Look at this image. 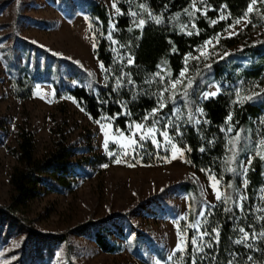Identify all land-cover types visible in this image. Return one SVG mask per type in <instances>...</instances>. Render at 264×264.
<instances>
[{
	"label": "trees",
	"instance_id": "1",
	"mask_svg": "<svg viewBox=\"0 0 264 264\" xmlns=\"http://www.w3.org/2000/svg\"><path fill=\"white\" fill-rule=\"evenodd\" d=\"M47 1L57 5L69 19L80 10L89 14L93 20H98L101 34L97 54L108 70V80L100 83L68 61L65 71L60 62L56 63L57 69L53 71L51 61L45 59L40 62L38 54L32 55L31 52L34 53L37 48L35 43L18 35L13 38L12 46L21 44V48L26 51V59L23 66L18 65L13 71L12 66L17 58L11 57L10 46L2 45L12 34L7 33L0 36V53L11 75L15 95L21 100L29 99L36 83H49L57 95L69 93L94 119L108 116L113 119L115 127L124 132H128L130 124L143 120L149 112L158 108L160 103L164 104L163 113L170 116L174 107L180 105L185 121L182 134L174 133L177 143L189 147V156L196 167L212 168L218 176L223 174V166L229 171L224 188L225 203L210 207V231H218V243L211 250L213 253L205 264H231L239 256L248 258L251 249L237 243L245 215L234 201L241 177V162L256 149L253 143L256 125L253 120L264 115V91L256 97L239 100H234L226 91L206 100H202L201 96L210 84L221 82L222 85V80L231 85L240 80L248 83L256 81L264 85V62L252 64L250 68L237 72L241 63L231 60L234 56H261L264 59V38L257 43H245L242 48L231 51L221 61L203 69L196 68L197 63L190 62L188 75L175 86L170 83L179 79L185 68L186 56L243 17L253 0H205L200 5L205 12L197 11L192 0H117L121 14L116 18L113 33L116 44L105 36L109 33L111 20L105 5L89 0L85 9L72 4L67 13L61 6L64 0H57V3L55 0ZM2 8L0 5V14ZM224 8L229 18L220 19V12ZM262 9L263 5L252 12V20L257 25L264 24ZM11 25L8 23L6 26ZM14 26L19 27L17 24ZM244 36V32H241L234 37L222 39L223 50L241 43ZM67 73L83 85L71 86L67 81ZM199 106L203 107L206 118L200 130L194 116ZM228 125L234 126L232 141L227 139L223 131V127ZM53 132L56 136L53 146L40 156L36 153L35 133L27 127H22L18 132L17 147L10 148L16 157V164L10 174L13 195L10 203L0 204V219H7L9 223L8 227L0 229V246L13 237L12 227L18 225L26 233V242L32 241L33 247L9 264H49L54 255V244H65L71 251L69 239L72 232L78 235L89 234L101 250L117 252L122 245L112 236H125L119 228L124 229L127 224H131L130 212H118L97 220L89 219L61 233H44L36 227L34 220L27 215L28 201L35 200L44 191H71L83 175L91 174L90 169L95 170L112 161V157L93 152L92 145L76 146L69 142L62 126ZM227 145L230 149L226 148ZM136 154L141 162L159 163L166 160L170 152L151 140H142L137 144ZM261 157L258 156L252 162L248 176L252 193L262 189L260 226L264 230V158ZM178 191L188 200L190 240L183 264H202L191 252V237L193 226L208 202L200 185L195 182L181 183ZM173 211L169 207L168 215L174 217ZM129 233L130 228L126 236ZM140 250V247L136 248L142 263L151 264ZM158 254L160 258H165L163 251L158 250ZM66 264L78 263L69 259Z\"/></svg>",
	"mask_w": 264,
	"mask_h": 264
},
{
	"label": "rangeland",
	"instance_id": "2",
	"mask_svg": "<svg viewBox=\"0 0 264 264\" xmlns=\"http://www.w3.org/2000/svg\"><path fill=\"white\" fill-rule=\"evenodd\" d=\"M88 1L64 0L61 6L69 13L72 4L85 9ZM95 1L108 9L111 20L109 33L105 36L116 44L113 33L116 18L121 14L117 0ZM192 1L197 11L205 12L200 8L205 0ZM0 5L3 6L0 36L12 33L2 45L10 46L11 57L17 58L12 66L13 71L16 66H23L26 59V51L21 48V44L12 46L13 38L18 35L35 43L37 48L34 53L31 52L32 55L38 54L40 62L45 59L51 61L53 71L57 69V62L61 63L62 70L65 71L68 61L98 82H107L108 70L97 54L101 34L98 20H93L89 14L80 10L69 19L57 5H51L47 0H0ZM262 5L264 19V2L256 0L250 4L245 15L237 20L239 23H232L188 54L185 68L179 79L170 83L171 86L180 83L188 75L190 62L197 63L196 68L203 69L221 61L231 51L242 48L245 43H257L263 39L264 24L257 25L252 20L253 10ZM227 18L229 13L224 8L220 12V19ZM37 21L43 23L39 24ZM8 23L12 25L6 26ZM14 24L19 27L15 28ZM241 32L245 35L243 41L223 50L222 39L234 37ZM231 60L241 63L237 72L250 68L252 64L264 62L261 56H234ZM67 81L71 86L83 85L72 76ZM222 83L210 84L201 99L206 100L226 91L234 100H239L256 97L264 91V85L256 81L248 83L240 80L231 85L222 80ZM163 109L164 104L160 103L154 109L156 111L153 110L143 120L130 124L128 132H124L116 128L113 119L108 116L94 119L69 93L57 95L49 83H36L31 98L21 100L14 93L11 75L7 72L0 53V204L10 203L13 195L10 174L16 164V157L10 148L17 147L21 128L27 127L35 133L36 153L40 156L53 146L56 138L54 129L62 126L69 142L76 146L92 145L93 152L112 157V161L95 170L88 168L91 174L83 175L71 191H44L35 200L28 201V217L34 220L38 229L51 234L69 231L89 219L97 220L113 213L130 212L132 215L131 224H127L125 230L119 228L125 236H112V239L122 245L119 251L107 253L99 248L89 234L78 235L72 232L69 239L71 251L65 244H54V255L49 264H66L69 259L78 264H143L137 256V247H140L141 253L151 264H183L190 240L187 224L188 200L185 195L178 193V187L185 181L199 184L209 204L203 206L191 237V252L195 259L202 264L208 261L209 255L213 253L211 250L218 243V231H210L209 211L211 206L225 203L224 188L229 171L223 166V174L218 176L212 168L196 167L189 156V147L178 144L174 136V133L181 135L183 131L185 118L181 106L176 105L171 116L164 114ZM194 116L200 130L206 120L203 107L199 106ZM253 121L256 125L253 138L256 149L241 162V177L234 201L245 215L242 229L248 233L247 240H244V232H241L239 241L251 249V254L248 258L239 256L231 264H264V230L260 226L262 189L252 193L249 190L248 176L252 162L258 156H264V115ZM228 123H231V116ZM136 124L144 125V132L148 128L153 129L154 135L147 136L144 140L155 139L159 141L158 146L169 150L166 160L144 163L136 157L137 144L132 143L133 138L130 136ZM223 131L230 140L234 126L223 127ZM164 132L167 136L162 135ZM139 134L138 132L136 139ZM226 148L230 149V146L227 145ZM117 160L120 162L117 163ZM169 207L174 209V217L168 215ZM8 225L7 219H0V229ZM129 228L130 233L126 236ZM12 229L13 237L0 246V264L11 263L33 247L32 241L26 242V233L22 228L16 225ZM158 250L165 253V258H160Z\"/></svg>",
	"mask_w": 264,
	"mask_h": 264
},
{
	"label": "snow or ice",
	"instance_id": "3",
	"mask_svg": "<svg viewBox=\"0 0 264 264\" xmlns=\"http://www.w3.org/2000/svg\"><path fill=\"white\" fill-rule=\"evenodd\" d=\"M255 2H256V0H253V3H255ZM261 2H264V0H261ZM249 10H251V9H249ZM239 22H240V21H237V23H239ZM140 23L143 24V21H140ZM209 43H210V42H209ZM129 63H131V60H129ZM212 95H214V93H213ZM162 106H163V105H162ZM154 111H156V110H154ZM143 129H144V125H142V124H136V125L134 126L133 130H132L131 133H130V136L133 138V139H132V143H133V144H138L139 141L144 140L147 136H152V135H154V131H153L152 128H148L146 132H144ZM138 132H139L140 134H139V136H138V139H136V137H137V135H138ZM121 135H123V133H121ZM162 135L167 136V133L164 132V133H162ZM152 142L155 143V144H157V145L159 144V141H157V140H155V139H153ZM261 158H264V156H262ZM116 162L119 163L120 161L117 160ZM249 163H250V161H249ZM213 179H214V178H213ZM217 198L219 199L220 197L218 196ZM240 231H241V232H244L243 229H241ZM262 235H264V234H262ZM247 238H248V233H247V232H244V237H243V239H244V240H247ZM194 242H195V241H194ZM241 242H242V241H237V243H241Z\"/></svg>",
	"mask_w": 264,
	"mask_h": 264
}]
</instances>
